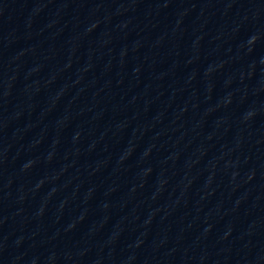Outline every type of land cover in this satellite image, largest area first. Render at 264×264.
<instances>
[{
    "label": "water",
    "instance_id": "obj_1",
    "mask_svg": "<svg viewBox=\"0 0 264 264\" xmlns=\"http://www.w3.org/2000/svg\"><path fill=\"white\" fill-rule=\"evenodd\" d=\"M0 264H264V0H0Z\"/></svg>",
    "mask_w": 264,
    "mask_h": 264
}]
</instances>
